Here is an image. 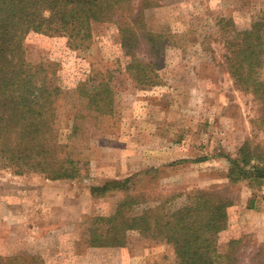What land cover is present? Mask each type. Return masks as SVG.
<instances>
[{
    "label": "rangeland",
    "instance_id": "1",
    "mask_svg": "<svg viewBox=\"0 0 264 264\" xmlns=\"http://www.w3.org/2000/svg\"><path fill=\"white\" fill-rule=\"evenodd\" d=\"M144 19L149 30L163 34L151 84L128 74L131 58L115 19L93 21L83 42L55 32L24 38L29 60L44 64L49 83L60 88L53 110L57 137L67 143L79 175L52 180L0 162V257L28 247L48 264H82L89 248L98 264H176L170 243L134 232L124 246L89 244L92 230L106 227L99 217L122 196H94L90 187L151 168L140 178L150 200L132 210L156 204L159 195L172 196L176 208L189 192L217 189L234 200L220 242L239 238L241 264H264V180L232 185L227 176L246 139L257 133L264 140L252 125L259 104L238 88L227 61L235 33L256 21L264 33V0H162L144 11ZM147 50L141 45L134 53L147 59ZM258 75L264 79V45ZM100 81L112 90L108 112L91 108L78 89Z\"/></svg>",
    "mask_w": 264,
    "mask_h": 264
},
{
    "label": "trees",
    "instance_id": "2",
    "mask_svg": "<svg viewBox=\"0 0 264 264\" xmlns=\"http://www.w3.org/2000/svg\"><path fill=\"white\" fill-rule=\"evenodd\" d=\"M162 0H0V162L22 173L38 170L52 180L75 179L78 169L66 151L67 143L57 137L54 105L61 91L50 82L47 68L31 62L24 46L30 33H61L83 42L91 37V23L115 19L124 53L131 60L126 69L133 82H155V59L163 34L147 28L144 11L161 6ZM263 25L260 21L235 33L237 41L228 45L229 72L241 90L250 91L259 104L254 129L264 132V79L258 75L263 59ZM146 46L147 59L134 53ZM159 45V47H158ZM78 89L88 105L98 112L111 111L112 90L107 82ZM87 90V92H86ZM77 127L74 126V133ZM255 131V130H254ZM257 133L239 146L228 169L230 184L264 180V140ZM19 168V169H18ZM151 168L122 179L92 185V195L122 193L107 216L102 231L90 233L92 246H124L131 232L170 243L176 264H241L239 238L221 243L220 233L228 226V208L234 200L228 194L196 189L186 195L179 207L172 208V196H160L156 204L134 211L133 206L150 200L141 177ZM156 171V170H154ZM141 181V182H140ZM140 183V184H139ZM0 264H44L37 255L0 257Z\"/></svg>",
    "mask_w": 264,
    "mask_h": 264
},
{
    "label": "crops",
    "instance_id": "3",
    "mask_svg": "<svg viewBox=\"0 0 264 264\" xmlns=\"http://www.w3.org/2000/svg\"><path fill=\"white\" fill-rule=\"evenodd\" d=\"M107 249H109V248H107ZM25 250H27L26 252H24L23 251V253L22 252H19V251H17V254H10V255H26V256H28V255H37V256H42V255H40L41 253L40 252H35V251H30L29 249H28V247L27 248H25ZM10 255H8V256H10ZM42 258V260H43V262H44V264H48V262L45 260V258L44 257H41ZM81 262H82V264H98L99 263V258L97 257V258H95L94 256H92L91 255V251H90V249L88 248V250H86V252L84 253V255L82 256V258H81ZM103 262V261H102Z\"/></svg>",
    "mask_w": 264,
    "mask_h": 264
}]
</instances>
